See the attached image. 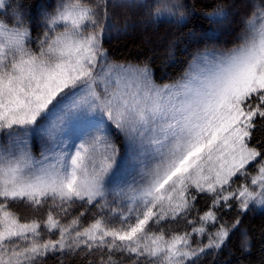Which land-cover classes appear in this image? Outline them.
<instances>
[{"label": "snow or ice", "instance_id": "1", "mask_svg": "<svg viewBox=\"0 0 264 264\" xmlns=\"http://www.w3.org/2000/svg\"><path fill=\"white\" fill-rule=\"evenodd\" d=\"M180 7L153 16L183 22ZM252 7L237 46L197 54L180 80L162 85L148 65L109 61L108 0L61 4L45 14L35 41L22 13L11 27L0 22V264H45L50 256L67 264L76 255L92 257L88 264H195L230 234L221 224L207 244L192 246L218 210L233 201L241 212L264 206V140L255 137L264 132V5ZM32 137L42 141L39 159ZM253 165L258 190L233 188ZM201 196L212 198L208 211L189 219ZM17 201L39 215L21 222L9 207ZM179 220L192 231L166 238L162 226Z\"/></svg>", "mask_w": 264, "mask_h": 264}, {"label": "trees", "instance_id": "2", "mask_svg": "<svg viewBox=\"0 0 264 264\" xmlns=\"http://www.w3.org/2000/svg\"><path fill=\"white\" fill-rule=\"evenodd\" d=\"M62 0H10L1 15L9 25L14 23L13 12L22 13L23 20L30 27L44 23L42 16L53 13ZM73 2L94 4L96 0H71ZM113 0H108L113 29L106 34L103 47L110 59L121 62L147 64L153 70L156 81L167 82L177 79L186 69L192 56L200 49L214 46L230 47L241 42L236 36L243 33L242 17L247 18L253 11V4L264 5V0H124L132 6L113 8ZM180 5V11L185 14L183 22H177L176 17L156 19L155 10L165 5ZM8 5H12L11 8ZM217 7H223L228 16L225 19L212 20L208 13ZM175 10V9H174ZM40 17V18H39ZM42 21V22H39ZM39 22V23H38ZM34 31L31 29V34ZM257 140H264V132L255 133ZM255 142V141H253ZM2 202V201H0ZM212 198L198 197L196 210L189 216L202 215L208 211ZM231 210L220 209L217 225L231 226L239 219L235 229H231L226 241L219 250L207 251L196 260L195 264H264V208L247 209L241 212L238 202H232ZM9 207L21 217V222L36 218L37 213L21 202H9ZM68 217L73 219L78 212ZM94 211V210H93ZM92 212L81 220V225L91 223ZM67 223L68 221H63ZM195 226H199L197 223ZM168 230L166 237L173 234L191 232L192 227L179 220L162 226ZM160 228L151 231L160 232ZM58 234L44 239H56ZM195 240L191 239L193 247ZM247 242V249L244 245ZM92 257L80 255L66 256L67 264H88ZM96 259H99L97 256ZM45 264H59L58 257H48ZM127 264V262H125Z\"/></svg>", "mask_w": 264, "mask_h": 264}, {"label": "rangeland", "instance_id": "3", "mask_svg": "<svg viewBox=\"0 0 264 264\" xmlns=\"http://www.w3.org/2000/svg\"><path fill=\"white\" fill-rule=\"evenodd\" d=\"M9 1L10 0H3V2H4V5H5V7L4 8H0V22H5L6 23V21L3 19L4 18V16L3 15H1V13H3L4 11H5V9H6V5H7V3H9ZM73 3H76V2H73V1H71V0H62V1H60L59 3H58V5L56 6V9H57V7L58 6H60L61 4H73ZM56 9H55V11H56ZM54 11V12H55ZM53 12V13H54ZM15 11L13 12V16H15ZM50 14H52V13H50ZM40 18V17H39ZM43 18H45V14L42 16V20H43ZM212 20H218V19H212ZM44 21H45V19H44ZM39 22H42V21H39ZM38 22V23H39ZM8 24V23H7ZM24 24H25V26L26 27H28L29 29H30V35H31V38H32V40L33 41H35L39 36H41L42 34H43V32L45 31V28H44V23H40V25H41V27H38L37 25H35L33 28L32 27H30L29 25H27L28 23H26V21H24ZM8 26L9 27H11L12 25H9L8 24ZM31 29L34 31V33L33 34H31ZM58 31H61L62 30V28H58L57 29ZM88 30H90V29H88ZM243 33H237L236 34V36H238V39H239V37L242 35ZM239 44V43H238ZM238 44H236V45H233V46H230V47H222V46H214V45H212L211 47H206V48H203V49H200L199 51H197L193 56H192V58L190 59V61H189V63H188V65H187V67H186V69L184 70V72L177 78V79H175V80H173V81H167V82H159V81H156L155 79H154V77H153V79L155 80V82L157 83V84H160V85H162V84H165V83H173V82H175V81H177V80H180L184 75H185V72L189 69V67H190V65L192 64V61H193V58L197 55V54H202V53H204V52H206V51H208V52H215L216 54H220V53H222V52H227L228 50H230V49H232L233 47H235V46H237ZM32 47H35V45L33 44V45H31ZM109 61L110 62H116V63H124V64H130V65H139V66H141V67H143L144 65H147V64H138V63H134V62H131V61H128V62H121V61H116V60H113V59H110L109 58ZM149 66V65H148ZM150 67V66H149ZM114 137H115V139H116V143L119 145L120 143H121V141H122V136L118 133V132H116L115 130H114ZM3 141H2V138H0V143H2ZM29 147H30V150H31V152H32V155L35 157V158H37V159H39L40 158V153H41V151H42V141L41 140H39V139H37V138H35V137H32L31 139H30V143H29ZM248 172H249V177H248V180L247 181H245L243 178H236L235 180H234V183H233V188H235V187H237L238 185H240V184H244V183H247L248 184V186L250 187V188H252L253 190H258V186H253L252 184H251V178L253 177V176H257L258 175V168H257V166L256 165H253V167H251V168H249L248 169ZM238 207H239V203H238ZM262 208H264V206H258V205H255V204H250V206H249V208L248 209H262ZM203 215V214H202ZM82 226V225H81ZM86 226H88V225H85V226H82V227H86ZM199 226H201L200 224H199ZM198 226V227H199ZM195 227H197V226H195ZM220 227V225H217L216 223H215V226L213 227L212 225H211V223H209V225L207 226V230H206V233H205V235L201 238V237H199V236H194V237H192V239H194L195 240V242H194V245L195 246H197V244H200V246H202L203 244H207L208 243V235H207V233L208 232H215L218 228ZM228 228H230V231H231V226H228ZM58 234V233H57ZM166 238H168V237H166ZM162 259V258H161ZM150 264H160V259H152L151 261H150Z\"/></svg>", "mask_w": 264, "mask_h": 264}]
</instances>
